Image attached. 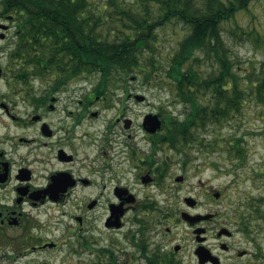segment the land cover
<instances>
[{"label":"flooded vegetation","instance_id":"1","mask_svg":"<svg viewBox=\"0 0 264 264\" xmlns=\"http://www.w3.org/2000/svg\"><path fill=\"white\" fill-rule=\"evenodd\" d=\"M5 1L0 0V264H50L45 255L96 250L109 251L118 260L114 248L97 247L89 214L101 206L103 227L123 231L111 237L126 259L116 264H183L188 255L196 264H240L238 258L254 256L255 250L229 241L245 232L236 214L221 221V213L207 207L213 196L223 201L224 193L210 191L203 202L186 197L187 209L179 212L173 201L177 188L153 189L167 195L157 201L142 196L147 189L133 187V177L161 185L168 164L158 166L156 155L169 140L164 141L167 125L161 114L152 112L162 121L156 130L152 117L147 119L151 112L140 125L127 115L131 109L126 102L137 96L129 68L93 76L58 68L50 49L73 48L67 34L36 43L37 14L7 12ZM64 15L79 16L70 25L82 24V12ZM116 103L119 114L108 120L106 112ZM147 144L150 154L144 153ZM100 196L109 198L103 202ZM50 209L69 218L59 238L50 235ZM181 224L187 233L191 228L183 241L175 238ZM203 250L207 256L202 262Z\"/></svg>","mask_w":264,"mask_h":264},{"label":"trees","instance_id":"2","mask_svg":"<svg viewBox=\"0 0 264 264\" xmlns=\"http://www.w3.org/2000/svg\"><path fill=\"white\" fill-rule=\"evenodd\" d=\"M255 1L202 0L200 6L195 0H6L4 10L37 14L36 43L45 44L50 35L59 39L67 34L66 42L72 41L73 48L50 49V58L57 61L58 68L111 75L112 69L124 72L128 67L131 75L143 76L145 82L163 68L156 55V27L175 18L185 21L189 31L179 41L168 69L163 70H167L164 78L170 80L186 113L183 118L171 112L159 113L167 125L164 141L183 150L195 140L204 142L199 139L201 130L233 120L249 99L264 107V69L256 73L253 65L240 67L224 36L227 31L242 41L264 43V32L256 27L254 19L245 25L238 19ZM70 12H82L81 25L67 23L79 18L64 15ZM41 52L44 55L45 49ZM201 52L212 62L206 72L200 67ZM239 70H243V76ZM220 141L228 146L230 156L243 162L246 149L241 137ZM248 193V211H241L236 218L246 233L251 234L255 227L256 234L264 228V195Z\"/></svg>","mask_w":264,"mask_h":264},{"label":"rangeland","instance_id":"3","mask_svg":"<svg viewBox=\"0 0 264 264\" xmlns=\"http://www.w3.org/2000/svg\"><path fill=\"white\" fill-rule=\"evenodd\" d=\"M102 1V0H100ZM132 1V0H131ZM201 6L202 0H195ZM249 12H241L238 15L240 23H250L252 19L255 20L256 27L264 32V0H258L250 5ZM156 11V10H155ZM156 36L154 40L156 45V55L158 62L162 64L164 69H168L170 59L178 49V43L182 40L189 31V25L182 20L174 19L163 25L156 27ZM224 36L228 45L231 48L232 56L235 62H238L240 67H250L253 65L256 73H260L264 69V43L257 44L250 41L239 40L233 34L224 31ZM202 57L201 69H211L212 62L200 53ZM237 64V63H236ZM161 69L160 73L153 77L150 82H145L143 76L132 79L133 92L145 95L144 101H137L132 98L130 104L131 110H128L127 115L131 116L136 125H140L144 115L149 112H171L175 117L183 118L186 109L185 104L179 102L176 98L174 87L170 84L169 79H165L166 71ZM241 76L244 75L243 70H239ZM94 73L93 75H96ZM91 75V74H87ZM91 75V76H93ZM98 75V74H97ZM133 76V75H132ZM165 80V81H163ZM137 88V90H136ZM242 113L234 116V119L225 123L222 126H209L206 130L198 132L199 139H204V142L193 141L188 146L180 150L178 145L162 144L163 148L157 153V165L164 166L167 162L165 176L162 179L161 185L154 183L143 184L139 179L133 177L132 184L134 188H145L144 192L146 198L161 201L167 195L160 194L157 189L162 186L164 188L178 189L177 195H173V201L176 200V210L179 212L186 208V197L193 196L194 198L204 201L206 195L210 191L224 193V200L219 201L213 196L210 205L207 207L215 214L220 212L221 221H227L229 215L238 216L241 211H248V205L245 202L248 200V195L255 194L257 197L264 195V107L258 104L254 99H249L241 109ZM119 114V104H115V108L106 112L107 119H112ZM105 117V118H106ZM103 118V119H105ZM103 121H100L102 125ZM120 128V126H118ZM241 137L242 147L246 149V155L243 162H240L235 156H230L226 150L225 144L220 139H230L231 137ZM215 140H219L215 143ZM209 146V147H208ZM145 154H150V144L145 146ZM185 164V165H184ZM164 171V172H165ZM184 176L183 181H176V176ZM145 193L153 195H145ZM108 196H100L104 202ZM202 201V202H203ZM171 202V201H169ZM162 203H165L162 201ZM105 207L101 206L98 211H91L90 220L96 228L94 234L98 237L97 247L114 248L115 254L118 255V260L111 258L109 251H88L85 254H74L66 257L64 254L52 255L47 258L45 255L43 260L50 264H112L115 262H126L123 254L119 253V248L112 246L111 237H118L123 232L122 230H106L103 227V220L105 216ZM198 211L201 210L197 208ZM61 211L50 209L48 216H53V223L50 225L51 236L59 238L63 230L65 222L69 218L60 216ZM64 219V223L54 222L56 218ZM240 220V219H239ZM255 225V221H254ZM179 226L178 233L175 238L183 241L185 236H191V228ZM246 232H237L233 242L239 241L237 245L248 250H255V255L251 258H238L237 262L240 264H252L253 261L258 264H264V228L257 230L255 234V227L251 230V234ZM248 237V239H247ZM254 238V244H251L250 239ZM213 243L218 242L213 237ZM122 246V242H120ZM259 245L261 248H258ZM96 247V248H97ZM261 253V254H260ZM190 255L186 256L183 264H196L194 259H190ZM41 258L36 256L35 260Z\"/></svg>","mask_w":264,"mask_h":264},{"label":"water","instance_id":"4","mask_svg":"<svg viewBox=\"0 0 264 264\" xmlns=\"http://www.w3.org/2000/svg\"><path fill=\"white\" fill-rule=\"evenodd\" d=\"M136 98L138 100H143L145 97L143 95H137ZM151 117L153 119V122H152V120L150 121V124L153 125V129L152 130H156V129L160 128L161 127V124H162V121L160 120V118L158 117V115H156V114L153 115L151 113L150 114H147V119H149ZM206 256L207 255L205 254V251L203 250V251L200 252V257L199 258L203 262V260H206ZM211 258H212V260H215L214 259L215 256H212Z\"/></svg>","mask_w":264,"mask_h":264}]
</instances>
